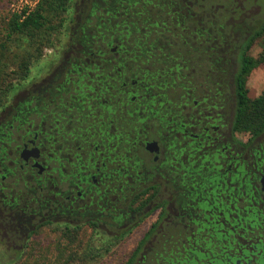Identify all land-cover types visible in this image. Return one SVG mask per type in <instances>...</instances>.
<instances>
[{
    "label": "flooded vegetation",
    "instance_id": "flooded-vegetation-1",
    "mask_svg": "<svg viewBox=\"0 0 264 264\" xmlns=\"http://www.w3.org/2000/svg\"><path fill=\"white\" fill-rule=\"evenodd\" d=\"M97 1L81 0L49 74L0 109V259L27 256L45 227L105 247L157 211L130 264H147L162 220L184 229L169 236L181 251L153 264H264V131L232 126L247 31L223 32L222 6L206 0L147 3L157 23L133 9L144 0Z\"/></svg>",
    "mask_w": 264,
    "mask_h": 264
},
{
    "label": "rangeland",
    "instance_id": "rangeland-1",
    "mask_svg": "<svg viewBox=\"0 0 264 264\" xmlns=\"http://www.w3.org/2000/svg\"><path fill=\"white\" fill-rule=\"evenodd\" d=\"M75 1V12L71 13L70 9H68L67 12L62 14V17H65L67 20L65 19L64 26L59 28L57 42L53 46L43 50L37 61L30 66V71L26 78L49 74L56 59L53 55L55 49L65 40L64 31L67 32L72 27L77 26V23L83 22L86 10L84 9L83 12L79 13L81 0ZM201 1L204 2L205 0ZM206 1L222 6L223 9L216 10V13L222 24L223 32H231V37L232 33L236 30H243L244 33L251 30L264 18V0ZM35 2L36 0H0V18L8 16L12 11L19 10L20 8H31ZM82 3L87 4L86 0H83ZM94 20L95 18L93 17L90 19V22L93 23ZM243 31L240 32L242 35L244 34L242 33ZM251 46L248 53L250 56L256 57L260 52L258 39L254 40ZM246 85L248 88L247 96L250 98L255 97L261 91L264 87V64H258L248 73ZM160 193L162 197L166 196V192L163 189H161ZM156 212H152L137 223L130 224L128 230L118 240L108 243L105 247L103 242H101L102 240H99L95 234L92 235L93 240L91 242L88 243L87 241L84 243L81 242V239H83L81 236H84L86 233L88 234V232H80V235H74L73 238L68 239L59 230L45 227L36 235L38 236V242L34 243L35 247L29 248L26 252L27 256L13 264H124L136 241H138L148 229L149 224L154 220ZM160 224L161 227L159 228L158 224L153 232L158 242L154 243L152 241L153 244H144L146 246L143 250L141 249V252L144 253L143 260L147 264H153L155 258L157 261H160L162 256H175L176 250L181 251L179 244H175L174 239H169V236H175L177 233L183 234L184 229L172 228L171 230L169 227L170 223L165 220H162ZM190 228L192 229L193 227L191 226ZM188 231L189 228L186 232ZM163 240L168 241L163 243ZM8 262L10 263V260L6 258L0 260V264H9ZM134 264H139L137 259L134 261Z\"/></svg>",
    "mask_w": 264,
    "mask_h": 264
},
{
    "label": "trees",
    "instance_id": "trees-1",
    "mask_svg": "<svg viewBox=\"0 0 264 264\" xmlns=\"http://www.w3.org/2000/svg\"><path fill=\"white\" fill-rule=\"evenodd\" d=\"M117 3L118 0H98L94 4L97 6L105 4L107 9L116 11ZM147 3L164 9L162 0H144L143 4L133 8L142 12L143 15L139 18H142L141 22H161L159 19L160 11L157 9H151L148 16H145L144 12L149 10ZM72 5L73 0H36L31 8H20L12 11L8 16L0 18V109L5 106L9 99L10 91L14 90L15 86L27 77L30 66L37 61L43 50L57 42L59 28L64 26L63 23L66 19L62 17V14L67 12ZM118 20L122 21L120 16ZM129 20L135 21L131 17ZM186 21L187 18L180 13L179 23L184 24ZM106 26L107 29H111L110 27H116V24H107ZM158 27L161 29L160 26ZM181 27L179 26L178 29ZM160 33H165L164 29ZM256 39L259 41L260 52L256 57L246 55L245 50ZM162 41L164 40L162 39ZM237 46H240V52L235 73L236 104L232 126L236 130L246 131L252 136H256L264 131V87L255 97L250 98L246 95L243 83L245 76L251 69L258 64H264V18L257 26L244 34ZM156 206L158 204L152 206L146 211V214L153 211ZM154 225L145 233V236L152 232ZM142 243L143 239L138 242L125 264L131 263ZM19 260L15 262L17 263Z\"/></svg>",
    "mask_w": 264,
    "mask_h": 264
},
{
    "label": "water",
    "instance_id": "water-1",
    "mask_svg": "<svg viewBox=\"0 0 264 264\" xmlns=\"http://www.w3.org/2000/svg\"><path fill=\"white\" fill-rule=\"evenodd\" d=\"M262 189H264V178L261 180Z\"/></svg>",
    "mask_w": 264,
    "mask_h": 264
}]
</instances>
